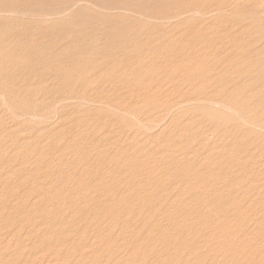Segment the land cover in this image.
Segmentation results:
<instances>
[{"label":"rangeland","instance_id":"obj_1","mask_svg":"<svg viewBox=\"0 0 264 264\" xmlns=\"http://www.w3.org/2000/svg\"><path fill=\"white\" fill-rule=\"evenodd\" d=\"M77 1L0 0V264H264V0Z\"/></svg>","mask_w":264,"mask_h":264},{"label":"bare ground","instance_id":"obj_2","mask_svg":"<svg viewBox=\"0 0 264 264\" xmlns=\"http://www.w3.org/2000/svg\"><path fill=\"white\" fill-rule=\"evenodd\" d=\"M239 1H240V0H239ZM239 1H238V2H239ZM260 1H261V3L263 2V0H260ZM85 2H86V0H79V1H77V2H75V3H73V4H71V5H68L67 7H64V8H62V9H60V10L62 11V10L70 9V8H71V10H72V7H73L76 3H79V4L81 5V3H85ZM89 2H90V1H89ZM90 3H91V2H90ZM90 3H89V4H90ZM92 3H94V2L92 1ZM240 3H241V2H240ZM79 4H78V5H79ZM86 4H88V2H87ZM235 4H236V3H235ZM241 4H242V3H241ZM78 5H77V7H78ZM261 5H262V4H261ZM234 6H235V5H234ZM77 7H76V8H77ZM95 7H96V5H95ZM262 7H264V6H262ZM73 8H75V7H73ZM76 8H75V9H76ZM92 8H93V7H92ZM97 8H98V7H97ZM248 8H249V7H248ZM94 9H95V8H94ZM123 9H124V8H123ZM33 10H34V9H33ZM97 10H99V9H97ZM196 10H197V9H196ZM196 10H194V11L196 12ZM200 10H201V9H200ZM230 10H231V9H230ZM236 10H237V9H236ZM237 11H238V10H237ZM237 11H236V12H237ZM62 12H63V11H62ZM101 12H103V11H101ZM225 12H228V11H225ZM236 12H235V13H236ZM15 13H16V12H15ZM15 13H13V14L15 15ZM56 13H57V12H56ZM56 13H54V14H56ZM58 13H59V12H58ZM79 13H81V12H79ZM190 13H191V12H190ZM216 13H217V12H216ZM218 13H219V12H218ZM231 13H232V11H231ZM251 13H252V12H251ZM8 14H9V16H10L11 13H8ZM8 14H7V15H8ZM13 14H12V15H13ZM20 14H21V13H20ZM60 14H61V13H60ZM117 14H118V13H117ZM196 14H197V13H196ZM221 14L226 15V14L223 13V12H222ZM5 15H6V14H5ZM16 15H17V13H16ZM29 15H30V13H29ZM45 15H46V14H45ZM45 15L42 16V17H45ZM58 15H59V14H58ZM64 15H65V14H64ZM73 15H74V14H73ZM189 15H190V14H189ZM239 15H240V14H239ZM239 15H238V16H239ZM3 16H4V15H3ZM9 16H7V17H9ZM18 16H19V15H18ZM23 16H24V14H23ZM32 16H34V14H33ZM32 16H29V17L32 18ZM36 16H38V15H36ZM36 16H35V18H36ZM40 16H41V15H40ZM59 16H60V15H59ZM59 16H58V17H59ZM246 16H248V15L246 14ZM246 16L243 17V19L246 18ZM250 16H251V15H250ZM260 16H261V15H260ZM21 17H22V16H21ZM25 17H26V16H25ZM27 17H28V16H27ZM29 17H28V18H29ZM38 17H39V16H38ZM60 17H61V16H60ZM183 17H184V16H183ZM207 17H208V16H207ZM233 17H234V16H233ZM235 17H237V16H235ZM235 17H234V18H235ZM239 17H240V16H239ZM252 17H253V16H252ZM257 17H259V16H257ZM48 18H49V17H48ZM208 18H209V17H208ZM32 19H34V18H32ZM38 19H40V17H39ZM41 19H42V18H41ZM44 19H45V18H44ZM49 19L52 20V18H49ZM53 19H54V16H53ZM180 19H181V18H180ZM51 20H50V21H51ZM46 21H47V19H46ZM173 21H174V20H173ZM170 22H171V21H170ZM233 22H234V21H233ZM261 27H262V26H261ZM258 29H259V28H258ZM24 30H25V29H24ZM25 31H26V30H25ZM3 32H4V31H3ZM0 35H1V34H0ZM58 35H60V34L58 33ZM30 38H31V37H30ZM203 38H204V37H203ZM6 39H7V38H6ZM20 43H21V42H20ZM20 43H19V44H20ZM22 43H23V42H22ZM20 45H21V44H20ZM35 45H36V44H35ZM4 46H5V45H4ZM18 46H19V45H18ZM21 46H22V45H21ZM27 46H28V45H27ZM42 46H43V45H42ZM9 47L12 48V46H10V45H9ZM22 47H23V46H22ZM6 48H7V47H6ZM23 48H24V47H23ZM27 48H28V47H27ZM19 49H20V48H19ZM260 49H261V48H260ZM4 50H6V49H4ZM5 52H6V51H5ZM5 52H4V53H5ZM30 52H31V51H30ZM38 53H39V52H38ZM196 53H197V52H196ZM0 55H1V54H0ZM3 55H5V54H3ZM1 56H2V55H1ZM43 56H44V55H43ZM187 56H188V55H187ZM193 56H194V55H193ZM212 56H213V55H212ZM212 56H211V57H212ZM234 56H235V55H234ZM3 57H4V56H3ZM16 58H17V57H16ZM19 58H20V56H19ZM35 58H36V57H35ZM238 58H239V57H238ZM0 59H1V57H0ZM9 59L11 60V57H9ZM20 59H21V58H20ZM30 59H31V58H30ZM214 59H215V58H214ZM241 59H242V58H241ZM42 60H43V59H42ZM1 61H2V60H1ZM39 62H40V61H39ZM8 63H9V62H8ZM1 64H2V62H1ZM3 64H4V63H3ZM13 64H14V63H13ZM40 64H41V62H40ZM228 64H229V63H228ZM6 65H7V64H6ZM17 65H18V64H17ZM11 66H12V65H11ZM28 66H29V65H28ZM8 67H9V66H8ZM44 67H45V66H44ZM6 68H7V67H6ZM26 68H27V67H26ZM39 68H40V67H39ZM41 68H42V67H41ZM36 69H37V68H36ZM46 69H47V67H46ZM27 70H28V69H27ZM41 70H42V69H41ZM4 72H5V70H4ZM210 72H211V71H210ZM23 73H24V72H23ZM37 73H38V72H37ZM6 74H7V73H6ZM49 75H50V72H49ZM190 75H191V74H190ZM206 75H207V74H206ZM52 76H53V75H52ZM154 76H156V74H155ZM194 76H195V75H194ZM47 77H48V75H47ZM150 77H151V75H150ZM0 78H1V77H0ZM5 78H6V77H5ZM5 78H4V79H5ZM48 78H49V77H48ZM215 78H216V77H215ZM1 79H2V78H1ZM40 79H41V77H40ZM21 80H22V79H21ZM36 80H37V79H36ZM43 80H44V79H43ZM48 80H49V79H48ZM51 80H52V79H51ZM226 80H227V79H226ZM0 81H1V80H0ZM4 81H7V80H4ZM22 81H23V80H22ZM217 81H218V78H217L216 82H217ZM7 82H8V81H7ZM24 82H25V81H24ZM26 82H27V81H26ZM39 82H40V81H39ZM46 82H47V80H46ZM214 82H215V81H214ZM219 82H221V81H219ZM2 83H3V82H2ZM8 83H9V82H8ZM158 83H159V82H158ZM175 83H176V82H175ZM175 83H174V84H175ZM179 84H180V83H179ZM217 84H219V83H217ZM47 85H48V84H47ZM159 85H160V84H159ZM225 85H226V84H225ZM5 86H6V85H5ZM45 86H46V85H45ZM122 86H123V85H122ZM183 86H184V85H183ZM230 86H231V85H230ZM10 87H11V86H10ZM52 87H53V86H52ZM13 88H14V87H13ZM42 88H43V87H42ZM57 88H58V87H57ZM130 88H131V87H130ZM132 88H133V87H132ZM181 88H182V87H181ZM229 90H230V89H228V91H229ZM232 90H233V89H232ZM25 91H26V90H25ZM39 92H40V91H39ZM55 92H56V91H55ZM230 92H232V91L230 90ZM0 93H1V92H0ZM18 93H20V92H18ZM18 93H17V94H18ZM252 93H253V92H252ZM4 94H5V93H4ZM63 94H64V93H63ZM239 94H240V91H239ZM247 95H248V94H247ZM254 95H255V92H254ZM254 95H253V96H254ZM237 96H238V95H237ZM12 97H13V96H12ZM247 98H248V97H247ZM0 99H2V98H0ZM11 99H12V98H11ZM50 99H51V98H50ZM9 100H10V99H9ZM76 100H77V99H76ZM216 100H217V99H216ZM0 101H1V100H0ZM3 101H4V100H3ZM5 101H7V100H5ZM63 101H64V100H63ZM43 102H44V101H43ZM68 102H69V101H68ZM68 102H67V103H68ZM174 102H175V101H174ZM192 102H194V101H192ZM208 102H210V101H208ZM212 102H213V101H212ZM212 102H211V104H212ZM239 102H240V101H239ZM257 102H258V101H257ZM3 103H4V102H3ZM49 103H50V102H49ZM69 103H70V102H69ZM69 103H68V105H69ZM74 103H75V102H74ZM74 103H73V105H74ZM85 103H87V102L85 101ZM214 103H215V102H214ZM258 103H259V102H258ZM14 104H15V103H14ZM14 104H13V105H14ZM56 104H57V102H56ZM87 104H88V103H87ZM191 104H192V103H191ZM193 104H194V103H193ZM193 104H192V105H193ZM203 104H204V103H203ZM207 104H208V103H207ZM5 105L8 106V103L5 102ZM10 105H11V104H10ZM49 105H50V104H49ZM79 105H80V104H79ZM88 105H89V104H88ZM188 105H189V104H188ZM192 105H191V106H192ZM213 105H214V104H213ZM217 105H219V104L217 103ZM217 105H216V106H217ZM14 106L16 107V104H15ZM20 106H21V105H20ZM22 106H23V105H22ZM33 106H34V105H33ZM75 106H77V104H76ZM154 106H155V105H154ZM185 106H187V105H185ZM208 106H209V105H208ZM30 107H32V106H30ZM181 107H182V106H181ZM193 107H194V106H193ZM209 107L211 108L212 106L210 105ZM218 107H219V106H218ZM220 107H222V106H220ZM9 108H12V107L10 106ZM18 108H19V107H18ZM33 108H34V107H33ZM33 108H31V109L33 110ZM49 108H50V107H49ZM110 108H111V107H110ZM110 108H109V109H110ZM178 108H179V107H178ZM183 108H184V107H183ZM212 108H213V107H212ZM222 108L226 109V107H222ZM222 108H221V109H222ZM15 109H17V108H15ZM43 109H44V108H43ZM107 109H108V108H107ZM112 109H113V107H112ZM142 109H143V108H142ZM191 109H194V108L191 107ZM228 109H229V108H228ZM228 109H226V110L229 111ZM13 110H14V109H12V111H13ZM118 110H119V109H118ZM173 110H175V108H174ZM173 110H172V111H173ZM207 110H209L208 107H207ZM211 110H212V109H211ZM211 110H210V111H211ZM214 110H215V108H214ZM214 110H213V112H214ZM12 111H11V112H12ZM16 111H17V110H16ZM16 111H15V112H16ZM38 111H39V110H38ZM55 111H56V110H55ZM108 111H109V110H108ZM138 111H139V110H138ZM172 111H171V112H172ZM179 111H180V110H179ZM215 111H216V110H215ZM224 111H225V110H224ZM15 112H14V113H15ZM28 112H29V111H27L26 113H28ZM69 112H70V111H69ZM72 112H73V111H72ZM116 112H117V111H115V113H116ZM225 112H226V111H225ZM233 112H234V111H232V113H233ZM17 113H18V112H17ZM17 113H16V114H17ZM24 113H25V112H24ZM26 113H25V116H26ZM108 113H111V112H108ZM123 113H124V112H122V114H123ZM138 113H139V112H138ZM177 113H178V112H177ZM179 113H180V112H179ZM206 113H207V112H206ZM222 113H223V111H222ZM222 113H220L221 117H222V115H223ZM241 113H243V112H241ZM241 113H240V114H241ZM34 114H35V111H34ZM72 114H73V113H72ZM120 114H121V113H120V111H119L118 115H120ZM126 114H127V113H126ZM140 114H141V113H140ZM236 114H238V113L235 112V115H236ZM244 114H245V113H244ZM12 115H13V112H12ZM23 115H24V114H23ZM27 115H28V114H27ZM40 115H41V114H40ZM50 115H52V114H50ZM129 115H130V114H129ZM218 115H219V112H218ZM238 115H239V114H238ZM14 116H15V114H14ZM20 116H21V115H20ZM31 116H32V115H31ZM31 116H30V117H31ZM46 116H47V115H46ZM48 116H49V115H48ZM127 116H128V114H127ZM169 116H170V115H169ZM223 116H224V115H223ZM236 116H237V115H236ZM241 116H242V115H241ZM28 117H29V116H28ZM51 117H53V116H51ZM128 117H130V116H128ZM252 117H253V116H252ZM252 117H251V119H252ZM35 118H36V117H35ZM37 118H38V117H37ZM224 118H225V117H224ZM226 118H227V116H226ZM30 119H32V118H30ZM41 119H42V118H41ZM124 119H126V118L124 117ZM132 119H133V118H132ZM222 119H223V118H222ZM237 119H238V118H237ZM127 120H129V119H127ZM134 120H135V119H134ZM223 120H224V119H223ZM225 120H226V119H225ZM241 120H242V118H241ZM241 120H240V121H241ZM38 121H41V120L39 119ZM43 121H44V120H43ZM131 121H133V120H131ZM231 121H232V120H231ZM243 121H244V119H243ZM250 121H252V120H250ZM32 122H33V121H32ZM41 122H42V121H41ZM136 122H137V121H136ZM143 125H144V124H143ZM152 125H153V124H152ZM146 128H147V127H146ZM70 129H72V128H70ZM222 129H223V128H222ZM262 129H263V128H262ZM0 131H1V130H0ZM21 131H22V130H21ZM38 132H39V131H38ZM74 132H75V131H74ZM0 134L2 135V133H0ZM3 134H4V133H3ZM67 134H68V133H67ZM73 134H74V133H73ZM76 135H77V134H76ZM90 135H91V134H90ZM20 138H21V137H20ZM20 138H18V139H20ZM213 140H214V139H213ZM179 141H180V140H179ZM24 143H25V142H24ZM41 143H42V142H41ZM46 143H47V142H46ZM48 143H49V142H48ZM46 145H47V144H46ZM26 146H27V143H26ZM28 146H29V145H28ZM28 146H27V147H28ZM32 146H33V145H32ZM68 146H69V145H68ZM12 147H13V146H12ZM16 147H17V146H16ZM69 148H70V147H69ZM76 149H77V148H76ZM67 150H68V149H67ZM163 150H164V149H163ZM97 151H98V150H97ZM164 151H165V150H164ZM186 152H187V151H186ZM40 153H41V152H40ZM179 153H180V152H179ZM68 154H69V153H68ZM90 154H91V153H90ZM97 154H98V153H97ZM99 154H101V153H99ZM52 155H53V154H52ZM64 155H65V154H64ZM91 155H92V154H91ZM168 155H169V154H168ZM39 156H40V155H39ZM41 156H42V155H41ZM46 156H47V155H46ZM59 156H60V155H59ZM104 156H105V155H104ZM142 156H143V155H142ZM187 156H188V155H187ZM194 156H195V155H194ZM216 156H217V155H216ZM37 157H38V156H37ZM44 157H45V156H44ZM64 157H65V156H64ZM73 157H74V156H73ZM86 158H87V157H86ZM195 158H197V157H195ZM34 159H35V157H34ZM29 160H30V159H29ZM29 160H28V161H29ZM38 160H39V159H38ZM70 160H71V158H70ZM79 160H80V159H79ZM87 160H88V159H87ZM39 161H40V160H39ZM44 161H45V160H44ZM66 161H67V160H66ZM66 161H65V162H66ZM76 161H77V160H76ZM113 161H114V160H113ZM13 162H14V161H13ZM54 162H55V161H54ZM56 162H57V160H56ZM56 162H55V163H56ZM82 162H83V161H82ZM8 163H9V162H8ZM23 163H25L24 160H23ZM30 163H31V162H30ZM57 163H58V162H57ZM61 163H62V162H60V164H61ZM165 163H166V162H165ZM41 164H42V163H41ZM44 164H45V163H44ZM48 164H49V163H48ZM73 164H74V163H73ZM77 164H78V163H77ZM91 164H92V163H91ZM61 165H62V164H61ZM83 165H84V163H83ZM117 165H118V164H117ZM42 166H43V165H42ZM50 166H51V165H50ZM65 166H66V165H65ZM84 166H85V165H84ZM142 166H143V165H142ZM51 167H52V166H51ZM59 167H60V166H59ZM85 167L87 168V166H85ZM75 168H77V167H75ZM210 168H211V167H210ZM55 169H56V168H55ZM64 169H65V168H64ZM73 169H74V168H73ZM91 169H92V168H91ZM122 169H123V168H122ZM74 170H75V169H74ZM89 170H90V169H89ZM80 172H81V171H80ZM88 172H89V171H88ZM110 172H111V171H110ZM92 173H93V172H92ZM86 174L88 175L87 172H86ZM123 174H124V173H123ZM231 175H232V174H231ZM42 176H43V175H42ZM117 176H118V175H117ZM101 177H102V176H101ZM127 178H128V177H127ZM90 179H91V178H90ZM95 179H96V178H95ZM101 179H102V178H101ZM24 180H25V179H24ZM124 180H125V179H124ZM30 182H31V181H30ZM30 182H29V183H30ZM86 183H87V182H86ZM100 183H101V182H100ZM40 184H41V183H40ZM73 184H74V182H73ZM87 184H88V183H87ZM97 184H99V183H97ZM81 185H82V184H81ZM235 185H236V184H235ZM242 185H243V184H242ZM83 186H84V185H83ZM201 186H202V185H201ZM249 186H250V185H249ZM34 187H35V186H34ZM72 187H73V186H72ZM239 187H240V186H239ZM24 189H25V188H24ZM37 189H38V188H37ZM28 190H29V189H28ZM54 190H55V189H54ZM197 190H198V189H197ZM21 191H22V190H21ZM25 191H26V190H25ZM40 191H41V190H40ZM71 191H72V190H71ZM42 192H43V191H42ZM44 192H45V191H44ZM91 192H93V191L91 190ZM20 193H21V192H20ZM39 194H40V193H39ZM39 194H38V195H39ZM88 196H89V195H88ZM36 198H37V197H36ZM138 199H139V198H138ZM144 199H145V197H144ZM193 199H194V198H193ZM196 201H197V200H196ZM174 203H175V202H174ZM47 205H48V203H47ZM5 206H6V205H5ZM161 206H162V205H161ZM2 209H3V208H2ZM237 211H238V210H237ZM17 212H18V211H17ZM4 215H5V214H4ZM49 215H50V214H49ZM159 216H160V215H159ZM2 218H3V217H2ZM142 218H143V217H142ZM46 221H47V219H46ZM19 222H20V221H18V223H19ZM27 223H28V222H27ZM36 224H37V223H36ZM40 224H41V223H40ZM93 224H94V223H93ZM5 225H6V224H5ZM31 225H32V224H31ZM41 225H42V224H41ZM166 226H167V225H166ZM28 227H29V226H28ZM147 227H148V226H147ZM140 228H141V227H140ZM16 229H17V228H16ZM16 229H15V230H16ZM149 229H150V228H149ZM20 230H21V228H20ZM30 230H31V229H30ZM45 230H46V229H44V231H45ZM149 231H150V230H149ZM42 232H43V231H42ZM16 233H17V232H16ZM28 234H29V233H28ZM49 234H50V233H49ZM44 235H45V234H44ZM42 236H43V234H42ZM47 236H48V235H47ZM16 238H17V239H20V238H18V237H16ZM9 239H10V238H9ZM1 240H3V239H1ZM11 240H12V239H11ZM12 241H13V240H12ZM47 241H48V239H47ZM47 241H46V242H47ZM200 241H201V240H200ZM3 243H4V242H3ZM17 243H18V242H17ZM44 243H45V242H44ZM182 243H183V242H182ZM11 245H12V244H11ZM13 245H14V244H13ZM18 245H19V243H18ZM51 245H52V244H51ZM198 246H199V245H198ZM36 250H37V249H36ZM60 251H61V250H60ZM45 252H46V251H45ZM114 253H115V252H114ZM7 254H8V253H7ZM24 254H25V253H24ZM35 254H36V253H35ZM1 255H2V254H1ZM5 255H6V254H5ZM88 255H89V254H88ZM106 255H107V254H106ZM0 257H1V256H0ZM7 257H8V256H7ZM1 258H2V257H1ZM81 258H83V257H81ZM106 259H107V258H106ZM20 260H21V259H20ZM143 261H144V260H143ZM18 262H19V261H18ZM21 262H22V260H21ZM107 262H108V261H107ZM35 263H36V262H35ZM144 263H145V262H144ZM231 264H232V263H231Z\"/></svg>","mask_w":264,"mask_h":264}]
</instances>
